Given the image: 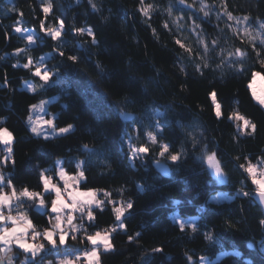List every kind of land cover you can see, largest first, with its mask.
Instances as JSON below:
<instances>
[{"label":"trees","instance_id":"trees-1","mask_svg":"<svg viewBox=\"0 0 264 264\" xmlns=\"http://www.w3.org/2000/svg\"><path fill=\"white\" fill-rule=\"evenodd\" d=\"M255 72L264 76V0H0V128L13 137L5 186L34 193L15 198L40 232L56 223L42 179L58 180L59 159L102 202L81 216L85 230L37 259L89 250V236L106 231L99 264H264L249 171L264 169ZM47 98L56 127L71 131L32 133L31 107ZM218 192L227 199L213 201Z\"/></svg>","mask_w":264,"mask_h":264},{"label":"rangeland","instance_id":"rangeland-1","mask_svg":"<svg viewBox=\"0 0 264 264\" xmlns=\"http://www.w3.org/2000/svg\"><path fill=\"white\" fill-rule=\"evenodd\" d=\"M18 30L22 34H24L29 39V41L31 43H34V41L36 40V33L33 30L22 29V28H19ZM85 30L87 31L88 29H85ZM46 33H47V35L52 36L53 38H58L62 34V26L56 27V28L51 29V30H47ZM46 57L47 56H44L42 58V60L40 61V63H42L43 60L46 59ZM35 72H36V74L40 75L44 80H47L50 76L43 65L41 67H38L37 69H35ZM249 87L252 91V94H253L255 100L260 105H262L264 108V76L261 72H255L254 73L253 79H252L251 83L249 84ZM24 88L29 90V91H33V89H34L31 82H25ZM53 99H55V98L43 99L31 107V113L29 116L28 124H29L30 130L32 131L33 134L44 136V137H53L56 135L65 134V133L72 130L73 126H71V125L64 127V128H57L56 127V125H55V114L49 109V104L53 101ZM213 99H214V102L216 105V111L218 114H220V105L214 96H213ZM12 140H13V137H12V134L10 133V131L4 127L0 128V141L2 143L1 144L2 148L4 149V154L1 156L2 159L0 162V186L6 185L4 175L2 173L1 165L6 164L8 159L11 156ZM145 153H146L145 149L134 151L135 156L136 155L142 156ZM209 160H208V163H209ZM56 165H57V174L60 175V177L65 181V183H62L60 181L59 182L54 181L53 183L57 187L58 193L61 195V199L64 200L65 204L63 207V202L57 201V202H55V204L52 207V212H54L57 216V220H56L57 226H55L56 228L54 229V231H55L54 234L58 231V234L60 235L62 242H64L65 240H63V238L66 237V234L68 231L67 229H65V224L69 225L73 221V217H71L70 219L67 218V220H65V218H66L65 215L67 213L66 209H69L70 213L72 212L73 215L75 216V222H76L75 225L77 227L76 232L77 231L80 232V230L82 231V229H81L82 217L81 216H84L85 214L89 213V210L92 208V206H96V205L95 204L91 205L89 201L84 202V203L83 202L82 203L75 202L72 198L75 195V192L81 191V188L79 187L78 184L80 183L82 178L79 179L78 175L68 177L69 174L64 170L62 159H59L57 161ZM214 170H215L217 175L220 174L219 169L214 168ZM249 171H250L251 176H253L256 180V182H255L256 191L257 192L258 191H264V169L263 168L260 169L257 166H255V167L253 166L250 168ZM8 185L10 186V184H8ZM82 192H84V191H82ZM87 194H89V193H87ZM0 195L8 196V193L3 192ZM15 196H18V194H16ZM226 197H227V194L225 192H218L212 196V200L213 201H223V200L227 199ZM101 203L102 202L100 201V204ZM172 217L181 226L184 225V221H185L184 218L175 217V216H172ZM48 230H50V229H48ZM98 233L99 234L96 237V241L99 243H103V249H105V247H108V242L111 241V237L109 236V233H103V232H98ZM65 242H64V244H65ZM110 247H112V245ZM91 250H92V254L89 257L93 261V259H95L97 256V255H94V257H93V254H95L96 252L98 254V247L94 245ZM94 263L99 264V259ZM209 263H210V261L208 259H206V258L202 259L201 264H209Z\"/></svg>","mask_w":264,"mask_h":264},{"label":"crops","instance_id":"crops-1","mask_svg":"<svg viewBox=\"0 0 264 264\" xmlns=\"http://www.w3.org/2000/svg\"><path fill=\"white\" fill-rule=\"evenodd\" d=\"M1 159L2 158L0 156V162H1ZM70 176H73V175L69 174L68 177ZM57 177H58V180L56 182L60 181L62 183H65V181L60 177L59 174H57ZM78 177L80 179L81 175H78ZM42 180L44 184V193L53 192L55 195L54 202L51 206V211H52L53 205L57 201L63 202V207H64V204H65L64 200L61 199V195L58 193L57 187L53 183L54 179L52 177L44 176ZM4 192H7L8 196H5V195L2 196L3 194L0 195V260H5L8 257H11L12 260L17 261V258H20V261H17V264H22V263L31 264L44 251L47 252L48 249H55L58 247V245L64 246L70 236H75L76 229H77L75 225L76 223L75 216L73 215L72 212L70 213L69 209H66L67 213L65 215L66 216L65 220H67V218L70 219L71 217H73V221L69 225L65 224V229H67L68 231H67L66 237L63 238V240L66 241V242L64 241L65 242L64 244V242H62L60 235L58 234V231L54 234L55 232L54 229L56 228L55 226H57V221L52 227L47 228L42 232L37 231L35 226L33 225V222L31 221V219L25 212L19 210L18 208L15 210H12V202L16 195L15 192H13L12 190V193H11L8 189L7 191H4ZM18 196H22L25 198L33 197L34 193H31L29 191H24L21 194H18ZM72 199L75 202H80V203L89 201L91 205L100 204V200L97 197V193L93 190H82L81 189V191L75 192V195L73 196ZM36 207L37 209L41 211H45L46 206H45L44 200L40 199ZM17 216H18V219L16 218ZM55 218L57 220L56 214H55ZM103 233H109V232L105 231ZM98 234L99 233L97 232L89 236V242L91 245L89 248V253L88 255H86V258L91 264H95L94 262H96L99 259V251H98V254L97 252L93 254V257L94 255H97L96 258L93 259V261L89 257L92 254L91 249L93 248V246L94 245L97 246L98 249L100 247L103 248V243H99L96 241V237L98 236ZM109 236H110V233H109ZM111 245H112L111 241L108 242V247H105V249H110ZM72 252L65 251L64 253H59V256L55 258L54 261L50 260L48 264H79L77 259L72 257ZM79 256L80 254H77V258H79Z\"/></svg>","mask_w":264,"mask_h":264},{"label":"water","instance_id":"water-1","mask_svg":"<svg viewBox=\"0 0 264 264\" xmlns=\"http://www.w3.org/2000/svg\"><path fill=\"white\" fill-rule=\"evenodd\" d=\"M126 118L132 117L131 115H125ZM156 170L161 173L165 177H169L171 173V168L167 163H164L162 161H156L154 164ZM210 166L212 168H216L214 165V159L210 160ZM255 200L257 201L258 205L260 206L262 213L264 215V191H258L255 194ZM0 264H17V261L12 260L11 257H8L5 260H0Z\"/></svg>","mask_w":264,"mask_h":264},{"label":"built area","instance_id":"built-area-1","mask_svg":"<svg viewBox=\"0 0 264 264\" xmlns=\"http://www.w3.org/2000/svg\"><path fill=\"white\" fill-rule=\"evenodd\" d=\"M5 190H7L6 186H0V193L4 192ZM17 208H18L17 200H16V198H14L13 202H12V210H15ZM16 218L18 219V216ZM81 229L82 230L86 229L85 223L83 221L81 223ZM88 253H89L88 248H83V249L77 251L76 253H73L72 257L76 258L79 264H91L88 261V259L86 258V255ZM77 254H80L79 258H77ZM49 261H50L49 259H47L45 257H41V258H38L37 260H35L34 262H32L31 264H48Z\"/></svg>","mask_w":264,"mask_h":264}]
</instances>
